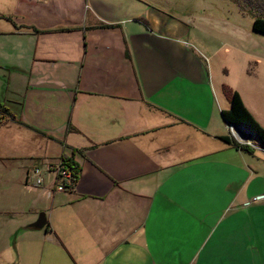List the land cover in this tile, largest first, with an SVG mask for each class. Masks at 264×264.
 Instances as JSON below:
<instances>
[{
    "label": "crops",
    "instance_id": "0c3cea01",
    "mask_svg": "<svg viewBox=\"0 0 264 264\" xmlns=\"http://www.w3.org/2000/svg\"><path fill=\"white\" fill-rule=\"evenodd\" d=\"M10 2L0 13V185L23 175L28 184L34 167L63 155L81 167L65 192L48 171L42 228L12 221L25 238L12 246L19 262L30 253L39 264H242L232 238L247 234L237 222L246 212L264 218V193L248 204L264 161L222 139L246 144L217 106L206 126L186 117L147 0Z\"/></svg>",
    "mask_w": 264,
    "mask_h": 264
},
{
    "label": "rangeland",
    "instance_id": "374dc122",
    "mask_svg": "<svg viewBox=\"0 0 264 264\" xmlns=\"http://www.w3.org/2000/svg\"><path fill=\"white\" fill-rule=\"evenodd\" d=\"M11 5L10 0H0V13ZM145 7L165 26L166 65L174 70L168 78L169 91L182 89L183 112L194 126L207 125L214 105L225 122L220 106L228 101L231 108L232 92H238L255 118L264 123V34L253 28L256 17L264 18V0H147ZM4 79L0 71V86ZM251 144L264 161L261 146L256 140ZM43 169L45 183L41 186L35 179L26 184L24 175L0 185V196H5L0 199V209L15 212L0 214V264H39L30 253L19 262L12 246L15 241L25 242V238L16 239L10 225L38 221L48 210L42 191L54 182V175ZM248 191V204L259 203L252 199L254 195L262 198L264 178L251 182ZM259 213L251 210L237 220L247 230L238 239L232 238L234 242L241 240L245 249L242 264H264V218ZM258 227L263 228L257 235L254 228Z\"/></svg>",
    "mask_w": 264,
    "mask_h": 264
},
{
    "label": "trees",
    "instance_id": "16d2710c",
    "mask_svg": "<svg viewBox=\"0 0 264 264\" xmlns=\"http://www.w3.org/2000/svg\"><path fill=\"white\" fill-rule=\"evenodd\" d=\"M253 28L255 31L264 34V18L256 17L253 24ZM231 102H232L231 108L229 110L222 111V116L225 122L228 125L243 124L247 126L255 133L257 138L260 140L261 145L264 147V127L258 122L255 116L247 108L241 95L238 92H232ZM0 112L7 114L8 110L0 105ZM222 139L228 142H232L235 145V147L239 149L247 150L249 152L255 151V149L250 145L239 144L233 138L230 139L228 137H223ZM62 162L72 172V180L69 184H66L67 191L72 190L79 180L81 167L77 162L73 160V158L68 157L67 155H63Z\"/></svg>",
    "mask_w": 264,
    "mask_h": 264
},
{
    "label": "built area",
    "instance_id": "2783aa9c",
    "mask_svg": "<svg viewBox=\"0 0 264 264\" xmlns=\"http://www.w3.org/2000/svg\"><path fill=\"white\" fill-rule=\"evenodd\" d=\"M232 130V128H231ZM233 131V130H232ZM46 171H51L55 175V184H54V191L56 192H65L66 184H69L72 180V172L69 170L65 164L60 161L56 165H50ZM44 172L45 169L42 167H34L30 174L32 175L33 179H35V183L37 186H41L44 183ZM261 198L257 197L255 200H260Z\"/></svg>",
    "mask_w": 264,
    "mask_h": 264
},
{
    "label": "water",
    "instance_id": "95a60500",
    "mask_svg": "<svg viewBox=\"0 0 264 264\" xmlns=\"http://www.w3.org/2000/svg\"><path fill=\"white\" fill-rule=\"evenodd\" d=\"M232 128L234 135L238 138L241 142L246 144H251L252 140H256V142L261 146L260 148L264 150V147L261 145L260 140L257 138L255 133L249 129L247 126L243 124H231L229 125ZM46 223V216L42 214L40 219L34 224L37 228H42Z\"/></svg>",
    "mask_w": 264,
    "mask_h": 264
}]
</instances>
